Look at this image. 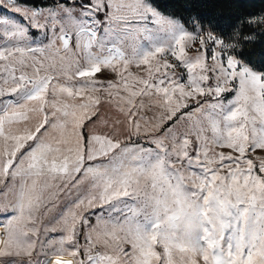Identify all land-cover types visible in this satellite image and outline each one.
<instances>
[{
    "label": "snow or ice",
    "instance_id": "1",
    "mask_svg": "<svg viewBox=\"0 0 264 264\" xmlns=\"http://www.w3.org/2000/svg\"><path fill=\"white\" fill-rule=\"evenodd\" d=\"M75 7L0 0V264H264V71L240 32ZM150 25L171 44L129 57Z\"/></svg>",
    "mask_w": 264,
    "mask_h": 264
},
{
    "label": "trees",
    "instance_id": "2",
    "mask_svg": "<svg viewBox=\"0 0 264 264\" xmlns=\"http://www.w3.org/2000/svg\"><path fill=\"white\" fill-rule=\"evenodd\" d=\"M89 2L90 0H85ZM160 12L179 18L194 29H209L230 38L236 32L237 55L254 69L264 71V0H149ZM52 3L53 0H26ZM80 4V2H76ZM248 36L249 39H243Z\"/></svg>",
    "mask_w": 264,
    "mask_h": 264
},
{
    "label": "rangeland",
    "instance_id": "3",
    "mask_svg": "<svg viewBox=\"0 0 264 264\" xmlns=\"http://www.w3.org/2000/svg\"><path fill=\"white\" fill-rule=\"evenodd\" d=\"M64 3H67V0H63ZM76 2H80V4H76V7H75V11H76V14L77 15H81L82 16V19L85 20V22H87V18H92V17H95L96 14L91 12V11H87L83 8V5H86L88 3H92L94 2V0H90L89 2L85 1V0H76ZM96 2H98V0H96ZM148 3L152 4L149 0H148ZM153 5V4H152ZM155 7V6H154ZM73 9H65V11H72ZM162 13V12H161ZM164 14V13H163ZM165 16L167 17H172V18H175L171 15H167V14H164ZM103 20V14H100L99 16V19H93L92 20V23L93 24H98L100 25V28H101V31H103V25L100 24V22ZM200 27V26H199ZM150 28H151V31L153 33L154 36H158V39L154 40V41H148V40H144V43H143V46L142 48H140L139 50L137 51H133L132 49L130 48H125V52L126 54L129 56V57H137L139 58L140 56L143 55V53L145 51H148V50H151L152 48H154L156 45H159V44H168L170 45L171 44V39L168 37L167 33H163L160 29L159 26L157 25H150ZM195 29V28H194ZM206 29V28H204ZM143 39V37L141 38ZM189 54H194V48L193 49H189ZM174 62V58H171ZM210 62V61H208ZM133 71H135V67L133 66ZM257 70V69H256ZM178 71L182 74V76L184 77L183 79V82H186V70L183 68V67H180L178 66ZM231 93L230 94H227L226 95V99L227 98H230L231 97ZM209 135H211V133L209 132L208 133ZM12 215L11 211L7 212V213H4V212H0V222L6 220L7 218H10V216ZM0 231H2V228H0Z\"/></svg>",
    "mask_w": 264,
    "mask_h": 264
}]
</instances>
